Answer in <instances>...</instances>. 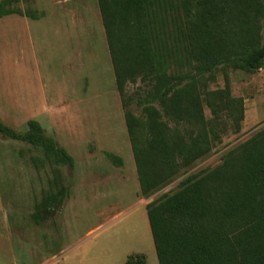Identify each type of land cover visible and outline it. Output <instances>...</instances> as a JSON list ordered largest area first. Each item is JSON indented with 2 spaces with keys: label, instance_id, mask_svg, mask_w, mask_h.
Instances as JSON below:
<instances>
[{
  "label": "rangeland",
  "instance_id": "1",
  "mask_svg": "<svg viewBox=\"0 0 264 264\" xmlns=\"http://www.w3.org/2000/svg\"><path fill=\"white\" fill-rule=\"evenodd\" d=\"M13 5L37 11L40 18L0 17V120L20 132L29 120L39 121L75 166L45 159L39 169L31 161L44 158L38 149L0 135V264H125L136 254L159 264L147 204L175 192L185 177L218 166L224 154L264 128V67L216 71L209 89L224 88L227 76L232 96L244 100L241 130L235 132L224 115L215 122L205 107L206 120L220 137L212 151L143 197L122 98H143L148 86L138 80L119 93L97 0ZM131 109L141 112L135 99ZM55 175L69 195L37 224L31 214Z\"/></svg>",
  "mask_w": 264,
  "mask_h": 264
},
{
  "label": "trees",
  "instance_id": "2",
  "mask_svg": "<svg viewBox=\"0 0 264 264\" xmlns=\"http://www.w3.org/2000/svg\"><path fill=\"white\" fill-rule=\"evenodd\" d=\"M1 0L0 17L39 19ZM119 93L140 80L143 98H122L140 192L149 197L182 167L208 155L219 135L206 120L222 115L241 130L245 107L229 78L209 89L219 68L256 72L264 67V0H97ZM135 99L140 114L131 105ZM0 135L24 142L44 160L73 168L74 158L46 135L37 120L24 132L0 120ZM106 156L115 164L122 159ZM69 195L60 177L50 180L31 214L39 224ZM159 264H264V128L222 156L218 166L185 177L172 194L146 206ZM125 264H147L144 254Z\"/></svg>",
  "mask_w": 264,
  "mask_h": 264
}]
</instances>
